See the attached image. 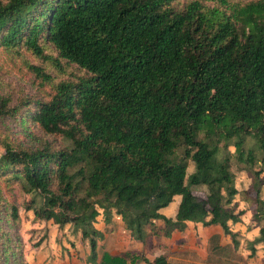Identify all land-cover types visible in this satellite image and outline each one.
Listing matches in <instances>:
<instances>
[{
	"label": "trees",
	"instance_id": "trees-1",
	"mask_svg": "<svg viewBox=\"0 0 264 264\" xmlns=\"http://www.w3.org/2000/svg\"><path fill=\"white\" fill-rule=\"evenodd\" d=\"M0 50L29 52L64 75L30 64L47 95H0V120L40 132L34 145L0 139V180L28 195L20 204L34 219L79 229L86 264H172L135 251L98 257L100 210L104 222L119 215L136 242L146 227L167 237L199 222L236 247V194L253 204L249 249L264 250V199L257 186L236 190L230 154L217 146L234 135L237 157L252 162L242 145L251 133L264 152V0H0ZM175 196L166 217L159 210ZM17 218L0 200V264H28Z\"/></svg>",
	"mask_w": 264,
	"mask_h": 264
},
{
	"label": "rangeland",
	"instance_id": "rangeland-1",
	"mask_svg": "<svg viewBox=\"0 0 264 264\" xmlns=\"http://www.w3.org/2000/svg\"><path fill=\"white\" fill-rule=\"evenodd\" d=\"M208 6L220 5V0H201ZM227 3L233 2H243L245 0H226ZM34 64L45 68L44 70L49 71L51 75L54 76V79L57 80L64 75L57 74V70L48 65L43 59L37 58L30 54L29 52L21 51L18 54L7 53L3 50H0V95L10 96L12 100L17 99L27 93H36L40 94L43 97L49 92V85L43 83L42 79L36 77L33 71L29 69V65ZM211 128L203 127L202 134L206 130L210 131ZM222 133H226L229 130V123L223 122L220 125ZM202 134H198L197 137H201ZM10 137L13 139H18L26 145H34L36 137L40 136V132L36 127L28 125H19L14 122H11L7 119L0 120V139L3 137ZM235 136L232 135L229 139L226 140V148L222 147L223 141L218 143L220 150H227L230 154V169L234 176V187L237 191L246 190L247 194H252L255 190V186L258 187V198L264 199V152L257 148L255 138L251 133L244 136L243 147L244 149H251V155L253 158L252 162H242L238 157L236 152H234L233 141ZM0 147V152H1ZM192 163L189 161V164L186 168V172L190 171ZM195 195L202 197L203 194L199 191L194 192ZM0 200L3 201L6 205L15 204L17 207V221L15 226V232L18 235L20 241L19 245L21 248V256L28 264H48L53 263L51 258L50 248L54 243L58 246L60 242H64L68 252L73 251V247L70 244L71 242L65 238V233H62V230H59L58 227L52 226L51 220H36L33 218V213L31 210H24L20 204L22 200H28V195H23L21 197L18 194L16 187L12 184L2 183L0 180ZM179 197L175 198V203H177ZM237 200V195L235 199ZM246 209L245 213L241 216L240 222L232 226L233 231H238L243 236L241 245L243 247V240H249L252 235H254L255 228L247 230L248 225L250 224L249 213L253 209V204L245 203L243 201L238 202V209ZM101 212V210H100ZM99 212V214H100ZM69 225V224H68ZM8 227V224L6 225ZM70 226V225H69ZM71 227V226H70ZM72 232H79L80 230H73ZM80 233V232H79ZM81 237V233L79 234ZM81 240H86L88 250H89V241L87 238H80ZM198 241V239H196ZM98 243V242H97ZM58 244V245H57ZM240 245V249L243 250ZM155 246V244L153 245ZM146 247L144 248V250ZM256 250H260L258 247ZM67 253V252H66ZM261 252L259 251L258 254ZM44 259L41 261V258ZM53 256V255H52ZM73 257V255H72ZM74 262V261H73ZM73 264L70 262L68 257L67 262H61L60 264Z\"/></svg>",
	"mask_w": 264,
	"mask_h": 264
},
{
	"label": "crops",
	"instance_id": "crops-1",
	"mask_svg": "<svg viewBox=\"0 0 264 264\" xmlns=\"http://www.w3.org/2000/svg\"><path fill=\"white\" fill-rule=\"evenodd\" d=\"M176 197L167 207L160 209V213L166 217L173 218L178 204V202L175 203ZM234 201L237 202V210H243V213H245L246 209L243 207L238 209V202H247L239 199L238 195L237 200ZM249 216L250 224L247 230L255 228L254 235L249 240H243L242 247L243 236L239 232L240 237L238 238L237 246L234 247L228 237L222 235L218 225L204 226L199 222H187L182 230H173L167 237L156 235L151 228L146 227L144 230L146 233L144 241L142 243L136 242L131 240L128 232L124 230L119 215L112 213L109 221L104 222L102 213H100L93 223L95 229L102 233V238L97 243L96 251L98 257L102 251L117 255H121L125 251L141 252L148 260L158 255H164L165 259L172 264H260L261 258L264 256L261 244H253V252L249 249L248 242L256 236L258 228L251 222V212ZM240 220L231 224L230 229L232 230V226L240 222ZM154 224L161 226L162 222L157 220ZM52 226L54 229L57 227L55 224H52ZM59 230H62V233H65V238L71 242L73 251L68 252L69 249L64 242L58 243V246L53 243L50 248L53 263L49 262L48 264L67 262L68 257L73 264H86V257L89 254L86 240H81V237H79L80 233L72 232L68 224H65ZM214 237L216 241L213 240ZM154 244L155 246H153ZM240 245L244 248L243 250L240 249ZM145 247L146 249L144 250ZM258 247L260 250H256ZM259 251L261 252L260 254H258ZM43 259L44 256L41 261ZM136 264L148 263L140 260Z\"/></svg>",
	"mask_w": 264,
	"mask_h": 264
}]
</instances>
